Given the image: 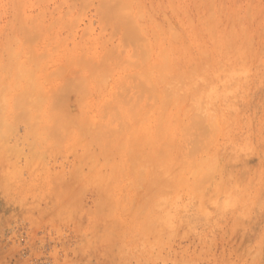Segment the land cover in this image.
<instances>
[{
    "label": "rangeland",
    "instance_id": "obj_1",
    "mask_svg": "<svg viewBox=\"0 0 264 264\" xmlns=\"http://www.w3.org/2000/svg\"><path fill=\"white\" fill-rule=\"evenodd\" d=\"M0 264H264V0H0Z\"/></svg>",
    "mask_w": 264,
    "mask_h": 264
}]
</instances>
